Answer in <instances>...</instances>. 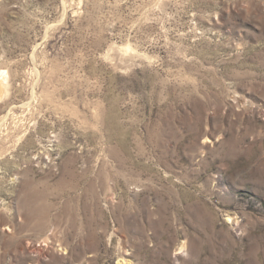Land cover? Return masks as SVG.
I'll return each instance as SVG.
<instances>
[{
    "label": "rangeland",
    "instance_id": "rangeland-1",
    "mask_svg": "<svg viewBox=\"0 0 264 264\" xmlns=\"http://www.w3.org/2000/svg\"><path fill=\"white\" fill-rule=\"evenodd\" d=\"M0 264H264V0H0Z\"/></svg>",
    "mask_w": 264,
    "mask_h": 264
},
{
    "label": "bare ground",
    "instance_id": "bare-ground-1",
    "mask_svg": "<svg viewBox=\"0 0 264 264\" xmlns=\"http://www.w3.org/2000/svg\"><path fill=\"white\" fill-rule=\"evenodd\" d=\"M8 86H9V81H8L7 71L1 70L0 71V100H3V98L7 95ZM0 129H1V125H0Z\"/></svg>",
    "mask_w": 264,
    "mask_h": 264
}]
</instances>
